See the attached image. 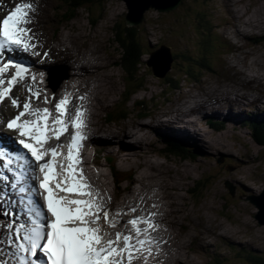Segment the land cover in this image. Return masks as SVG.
<instances>
[{
  "label": "rangeland",
  "instance_id": "374dc122",
  "mask_svg": "<svg viewBox=\"0 0 264 264\" xmlns=\"http://www.w3.org/2000/svg\"><path fill=\"white\" fill-rule=\"evenodd\" d=\"M15 1L17 0H12L11 5ZM32 1L34 3L36 1L38 4L44 0ZM46 2L50 11L54 12L55 15L51 19H48V7L39 5L41 13H38L35 19L38 24L43 25L44 29L48 27V23L51 21L49 23L51 29L47 28L48 34H50L49 44L62 54L61 62L64 59V53L72 49L78 52V59L82 64L87 65L91 63L97 68L95 71L96 76L92 73L94 68L91 67V73L78 78L82 83H86L87 81H91L92 83L88 84L91 89L87 91H91V93L88 94L87 101L91 105V108L93 107L91 109L93 117L85 114L86 127L83 129V132L87 139L83 141L85 145L79 149L80 155L86 160L89 169H93L94 176L91 175L89 181H94L93 178L95 177L97 182L96 185L98 187L94 191V186L90 183L92 185V192L95 194L99 193L101 197L105 194H110V203L115 196L112 192V183L109 181L111 176L107 165L104 164L101 158L103 156L99 155L98 152L96 153L95 150V147H99L104 152H111L113 154L110 156L115 167L118 169L119 165L127 162L132 167L133 177H136V181H134L133 189L127 193H123L124 197H132L133 193H138L140 186L144 188L145 194L147 193L148 196H153L157 192L162 196L167 221H163V223L162 221L158 222L165 230L167 229L172 235L174 234L173 237L169 236L170 245L173 250L180 249V244H183V240L192 237L205 239L207 228L210 229L211 227L216 232H219V240H217V237L208 238L199 243H195L191 239L188 240V249L196 251L192 253L194 256L195 253H199L200 255V258L196 257L197 262L192 256L193 260L190 264H205L209 250L212 253H229L233 251L229 248L228 244H231L232 249H243L250 247L244 241L246 238L251 239L252 241L250 242L254 244L258 243L256 239L257 235H261L264 238V224H260L255 216L257 212L255 205L256 195L258 194L261 201V194L264 189V163L258 166L256 159L250 160L249 169L246 172L247 174H245L250 177L245 182L246 184L244 185V181L234 184L232 181H237L243 178L244 175L233 174L237 173L240 167H233L232 164L234 163L222 153L220 156H215L216 160L214 158H202L205 154H208V151L204 150L205 154L197 158L199 163L193 162L192 157H197L195 155L197 151L192 149V152L188 148L186 150L182 146H174L176 143L174 141H167L169 145H165L163 139L166 136L162 134L163 131L159 130L160 119L168 118L167 115L170 112L175 115L176 125L181 123L185 119L183 110L188 105H194L195 107V103L200 99L198 95H204V98L201 97V102L203 99H207V96L212 103H216L214 98H218L219 100L224 98V105H228L229 107L226 106V109L221 108V112L230 109V122L226 124L228 131L230 129L234 131L230 126L233 121V114H237L234 124L239 125L235 129V132H237L239 127H250L252 125V123L247 122L248 117H252L251 111L256 112L255 115H264V0H183L181 4L182 8H178V6V9L167 13L160 12L149 6L142 10L141 15L139 12L134 14V24L129 21L128 24L124 22L130 10L127 9L126 3L122 0H104L102 4L100 0H91L88 4L96 2L101 4V8L103 7V10L99 14L93 10L94 15L92 16L84 8L66 12L67 4L63 0H46ZM54 4H56L55 8ZM200 13L204 15L199 21L203 23L204 20L209 25L208 19L210 18V25L214 24V28H211V31L216 32L215 41L211 42L215 51L210 54V62L214 71L208 72L203 78H198V82L182 78V83L176 86L172 78H174V75L180 76L184 72L182 70L184 55L181 52L188 53L193 62L194 58L199 56V51L195 50L196 47L193 45L195 34L193 27L190 25V19H197ZM71 15L74 16L71 17ZM203 17L205 18L203 19ZM68 18H70L69 21L66 20ZM142 18L143 21L141 22ZM138 22H141L140 26H137V33H139V39L145 52L142 57L144 61H152V52L163 44L170 47L171 51L175 54L177 53V59L174 66L167 71V75L164 77L160 75L165 70L164 66L153 69L156 72L153 74L145 64H142L138 73H132L133 78L138 77V82L129 83L124 69L119 64L122 52L118 44L120 43V38L127 39L125 35L128 27L130 25H137ZM125 26L127 29H125ZM36 27L31 26V31H36ZM31 35L34 36L33 33ZM52 36L54 39H52ZM205 38L212 39V36L209 35ZM39 40L40 38H37L41 50L44 46L42 45L43 42H39ZM54 41L57 42L56 45L53 44ZM219 41L222 42L221 46ZM202 58L205 59V56ZM64 65L69 68L71 65L70 61L64 60ZM155 65L151 66L154 67ZM99 69L101 71H98ZM35 76L38 77V75ZM206 81L208 85H206ZM249 81L250 83H248ZM35 82L41 84L38 80H35ZM63 87L65 93L72 96L73 93L70 91L68 85L65 84ZM38 90L41 93V100L35 99L38 105H32V107L41 109V106H45L49 108V102L44 103L45 96L50 100L49 93L45 91V88ZM91 95L94 101L90 97ZM229 97L235 98V103H231L232 100H227ZM57 102V100L54 101V106ZM78 106L74 105V108L76 109ZM156 106L160 108H155ZM218 106L221 107V105ZM210 107L214 108L215 106L210 105ZM178 109L180 110L178 111ZM177 112L182 113V115H178ZM16 114L3 115L0 119L6 121L8 117ZM180 117L182 119H179ZM105 118L109 121H106ZM217 119L221 121L219 117ZM90 122L93 126H91ZM148 126L149 130L159 133V137L156 140L152 138L153 135L148 130ZM188 126L195 129L196 125ZM4 127L5 125L2 124L1 129H5ZM196 127L198 128V126ZM123 128L124 131H122ZM118 129L123 132H121L120 136H115L116 138H120V140L113 137ZM136 130L143 131L145 139L141 135H137ZM238 131H241V129H238ZM198 132L202 136L201 140H204L203 133L199 129ZM213 135L212 132L209 134V137ZM50 136L51 139L49 140H57L54 133H50ZM62 136H67V132ZM169 137L171 138L172 136L170 135ZM149 138H152V143L148 146L146 143L143 147H137L147 142ZM230 138L226 137L228 141L231 140ZM157 139L158 141L160 140L161 146H158L156 143ZM246 140L249 143H255L250 137ZM123 142L127 143V145ZM212 143L214 145L219 144L216 141ZM229 143L232 144V142ZM224 144L226 145V143ZM69 145V140H67L58 149L59 155L62 156V160L65 162L62 164L63 167L59 168V172H63L68 166L67 153ZM256 145L259 148V150L257 149V156L263 158L262 154H264V150L260 147V144ZM117 146H121L123 149H117ZM131 150L137 152L138 155H133ZM229 150L232 151L233 148L231 147ZM124 151L125 153H122ZM128 151H131V156H129ZM122 156L124 157L122 158ZM124 158L127 162L120 163ZM251 158L253 156H250L249 159ZM262 160L264 161V159ZM222 161L224 165L220 164ZM129 164L122 165V167L128 168ZM218 164L224 166L225 170ZM181 166H183V169ZM79 167L85 173L82 163ZM201 167L205 173H202ZM178 168L181 169L182 176L177 171ZM245 168H247V163ZM192 172L193 176L187 178L186 174ZM99 175L100 177L97 179L96 177ZM196 176L199 178L195 179ZM183 181L186 184V188H184ZM124 184L125 181H123L122 185ZM231 184L234 189L233 198L236 200H241L242 197L240 196H244L247 192H253L250 194V196L252 195L251 202L249 201L248 204L244 201L239 202L240 210H237L239 208L238 205H233L230 209H225L224 207V193L229 192L227 187ZM242 185L244 191L245 187L249 186L248 190L243 194L240 189ZM184 195L187 196V200L184 199ZM77 197L83 198L82 196ZM116 200L115 203L123 205V201ZM183 202L185 203V207ZM188 202L192 205L194 204L196 207H191ZM104 203L108 208V202L105 200ZM144 212L146 211L142 210L141 213ZM112 213L115 214L116 212L112 211ZM183 220L188 223L185 225L186 231L180 230V223ZM222 225L226 226V228H222ZM223 229H227L226 237H223ZM212 232L211 229L207 232V235H213ZM234 232L236 236H233ZM102 233L107 235L106 229L103 227ZM262 246H264V240ZM221 259L225 260V258ZM208 264H219V262L210 256Z\"/></svg>",
  "mask_w": 264,
  "mask_h": 264
},
{
  "label": "snow or ice",
  "instance_id": "6c2138e0",
  "mask_svg": "<svg viewBox=\"0 0 264 264\" xmlns=\"http://www.w3.org/2000/svg\"><path fill=\"white\" fill-rule=\"evenodd\" d=\"M36 11L37 6L33 3H18L12 11L0 18V56L6 50L29 52L35 49L28 25ZM34 54L40 55L38 52ZM28 73L29 68L22 63L11 59L0 62V102L11 96L12 106L18 109L15 117L7 121V128L15 130L19 139H6L22 146L31 157L29 159L22 152H10L7 146H0L3 167L13 171L14 180L10 186L21 194L22 199H26L27 205L24 213L26 220L21 222L10 218L3 225L7 244L19 243L16 244L17 252L8 253L11 259H0V264H125V261L133 264L134 260L140 258V254L147 252L151 255V245L158 243L152 235L158 228L155 212L134 215L127 221L133 231L126 234L117 232L115 239H104L99 226L101 217L115 227L118 223L116 217H121L123 213L118 212L116 217L111 215V210L105 206L99 193L93 194L92 185L79 167L82 160L79 149L87 139L83 132L86 127V109L82 105L77 107L69 118L72 99L70 95H65L55 104L56 115L53 117L47 107H32V98L39 99L41 93L29 87L31 95L21 110L19 98L11 93ZM31 79L35 81V76ZM48 102L45 96L44 103ZM69 126L75 129L68 146L69 163L63 172H58L55 158L60 154L57 150L60 145L52 148L46 145L51 139L49 133H54L55 139L59 140ZM49 153L51 159H46ZM13 160L22 162V166L30 170L29 179L32 183L25 185V173L10 168ZM37 170L42 174L39 178L35 175ZM0 179L7 182L9 177L2 175ZM37 180L38 187L34 186ZM62 192L87 198L69 199L60 195ZM39 197L46 203V211ZM130 211L135 214L138 209L131 207ZM41 255L45 259H41Z\"/></svg>",
  "mask_w": 264,
  "mask_h": 264
},
{
  "label": "bare ground",
  "instance_id": "6f19581e",
  "mask_svg": "<svg viewBox=\"0 0 264 264\" xmlns=\"http://www.w3.org/2000/svg\"><path fill=\"white\" fill-rule=\"evenodd\" d=\"M18 3H33L34 5H36L37 3H36V1H35V3L32 1V0H17V1H15L14 3H12V5H13V8H14V6L16 5V4H18ZM229 6V5H228ZM37 15V13H33V15H32V19H31V22H30V24L28 25V27H30L31 28V26H33V27H36L37 28V30L35 31L34 29V32L33 31H31V33H33L34 34V36H32V41H31V43H33L34 45H36V47H35V49L34 50H31V51H29V52H23V51H21V50H14V54H15V57H16V59H19V60H23L24 62H26L28 65H29V72L31 73V74H33L34 76L35 75H38V71H39V68H40V66H41V63L43 62V61H47V60H49V59H51L53 56H59V55H62L59 51H57L56 50V48L55 47H53V52H51V53H48L47 55H45L44 53H42L41 52V50H40V44H38V41H37V38H40V40H39V42L40 41H42L43 43H45V40H41L45 35H47V33H46V29H44V27H43V25L42 24H38V22H37V20L35 19V16ZM48 19H49V17H48ZM246 23V22H245ZM259 38V37H258ZM41 42V43H42ZM46 43L47 44H49V37L46 39ZM50 45V44H49ZM51 46V45H50ZM43 47V46H42ZM31 52H38V53H40V55H36L37 57H39L40 58V60L39 61H37V60H35V59H33V58H31ZM4 56V55H3ZM63 58L64 59H67V60H70V64L72 65V76L70 77V81H69V83H72V84H81L82 83V81H80V80H78V78H80V77H82V76H85V75H88V73H91V71H90V69H91V67L92 68H94V71L92 72L95 76H96V73H95V71L97 70V68L94 66V65H92L91 63L90 64H82V62H80L79 61V59H78V52H76V51H73L72 49L71 50H69L67 53H64V55H63ZM159 57L158 56H155V57H153V59L154 60H157ZM60 60H61V58H60ZM102 67V66H101ZM100 68V67H99ZM98 71H101L100 69L98 70ZM39 76V75H38ZM36 77V76H35ZM258 78V77H257ZM85 79V78H84ZM262 79V78H261ZM264 79V78H263ZM262 79V80H263ZM254 80V79H253ZM44 82L46 83L47 82V79H45L44 80ZM248 83H250V81L248 82ZM6 86V85H5ZM29 86L31 87V85H30V79H28V80H25L24 81V83L23 82H20V87H14L13 88V90H12V93H11V95L12 96H15V97H18L19 98V100H20V103H21V110H22V105H23V103L24 102H26V100L28 99V97L31 95V93L28 91V88H29ZM42 88H43V86H42ZM35 89V88H34ZM38 89V88H37ZM41 90V89H40ZM68 91V90H67ZM228 91H230V89H228ZM225 97V96H224ZM215 99V98H214ZM216 99H218V98H216ZM229 100H232V103L236 100L235 98H231V97H229L228 98ZM93 100V99H92ZM94 101V100H93ZM209 99L207 98V99H203V101L201 102L200 101V103H198L197 105H196V107H194V105H188V107L186 108V109H184L183 110V113H184V120L181 122V123H178L177 125H176V121H175V115L174 114H171L170 115V121H169V125H170V127H168V129L169 130H175L176 132H175V134H176V136L178 137V138H180V140H182V142L184 143V145L186 146V147H197L198 149H201V150H204L203 149V147L201 146V144H203V143H205V145H206V142H204V140H201L202 138H201V136L199 135V134H195V129H193L192 127H189L188 125H196V126H198L197 124H205V120H204V116H205V114L206 113H209V111L211 110V113L212 114H215V113H217L218 112V110L217 109H214V108H211L210 107V104H209ZM31 103H32V100H31ZM95 104V103H94ZM219 105H221V102L219 103ZM94 106V105H93ZM79 107V106H78ZM92 109H93V107H92ZM210 109V110H209ZM180 109H178V111H179ZM15 113H18V109H16L14 106H12V104H11V96L9 97V98H6V100L4 101V102H0V118H2V116L3 115H7V114H15ZM177 114L179 115H182V113H180V112H177ZM222 115H223V117L224 118H227L228 117V114H227V112H225V113H222ZM215 116H217L218 117V114H215ZM166 118V117H165ZM164 118V119H165ZM232 118V117H231ZM164 119L162 118V120L160 119V121H164ZM179 119H182V117H180ZM8 121V120H7ZM0 122H5V121H3L2 119H0ZM179 122V121H178ZM160 124V123H159ZM161 125V124H160ZM88 126H89V124H88ZM230 126L235 130L239 125H235V124H233V123H231L230 124ZM5 128V127H4ZM7 128V127H6ZM74 131H75V129H74ZM122 131H124V128H123V130ZM121 130H117L116 131V134L113 136L114 138H116L115 136H120L123 132H122ZM13 132H15V130H10V129H5V130H2V132H1V130H0V140H2V141H6L7 142V144H4L5 146H7L8 148H9V151L10 152H16V147H15V143H10L9 141H7V137H6V135L7 134H12ZM122 132V133H121ZM136 132V134L137 135H141V137L142 138H144L145 139V134L144 133H142L143 131H141V130H136L135 131ZM152 133V132H151ZM152 135H153V137L152 138H155V140H156V137H155V135L152 133ZM135 136V135H134ZM4 137V138H3ZM152 138H149V140H148V142L149 143H152L153 142V140H152ZM117 140H120V139H118V138H116ZM124 143V142H123ZM157 144H158V146H161V143L158 141V139H157V142H156ZM125 145H127V143H124ZM211 144H213V143H211ZM214 145V144H213ZM143 146H145V145H139V147H143ZM114 147V146H113ZM118 148L117 149H119V146H117ZM226 147L229 149V148H233V150L232 151H236L235 150V147L234 146H231V145H229V144H227L226 143ZM184 149H186V150H190V151H192L193 152V150L192 149H190V148H185L184 147ZM112 150H113V148H112ZM114 151H116V150H114ZM119 151V150H118ZM109 152V151H108ZM133 152V151H132ZM254 152H255V150H254ZM110 153V155H113L111 152H109ZM122 153H125V151L124 152H122ZM197 153H198V151H197ZM195 154L197 157H195V158H193L192 156V160H193V162L195 161V162H197V163H199L198 162V156H200L199 154ZM128 154H129V156H131L130 154H131V151H128ZM138 155V153L137 152H133V155ZM262 156H264V154H262ZM124 156H122V158H123ZM201 157V156H200ZM202 158H208L206 155L204 156V157H202ZM197 159V160H196ZM95 160H96V157H95ZM209 161V160H208ZM121 162H127V160H125V158L124 159H122L121 161H120V163ZM210 162V161H209ZM211 164V163H210ZM201 165V164H200ZM185 166V165H184ZM182 167V169H183V166H181ZM185 168V167H184ZM186 168H187V166H186ZM189 168H191V167H189ZM188 168V169H189ZM237 168V167H236ZM219 169V168H218ZM249 168H244V167H242V168H240L238 171H237V173L235 172V173H233V174H236V175H240V174H242V175H244V177L243 178H241V179H239V180H237V181H232L234 184H237V183H242L243 181L244 182H246L247 180H248V177H250L249 175H245V174H247L246 172H247V170H248ZM260 169V168H259ZM185 170V169H184ZM237 170V169H236ZM170 171H171V169H170ZM177 171H179V173L181 174V176L183 175V173H182V171H181V169L180 168H178L177 169ZM190 171V170H189ZM201 171H202V173H205V171H203V169H202V167H201ZM185 172H187V171H185ZM175 174H177L176 172H174ZM186 174V173H185ZM184 174V175H185ZM210 174V173H209ZM178 175V174H177ZM210 175H212V174H210ZM191 176H193V172L192 173H188V174H186V177L188 178H190ZM198 176H196L195 177V179L197 178ZM199 178V177H198ZM183 183H184V181H183ZM185 183H184V188H186L185 187ZM159 186V185H158ZM251 186V185H250ZM239 187V186H238ZM229 188L234 192V189H233V185L231 184V185H229ZM240 189L242 190V192L244 191L243 190V185L240 187ZM249 190H251V189H249ZM158 194H159V192H157ZM187 193H189L188 191H187ZM251 193H253L252 191H250V192H247V193H245L244 194V196H247V195H249V194H251ZM147 194V193H146ZM149 194H151V193H149ZM243 194V193H242ZM160 195V194H159ZM185 196V200H187V196L186 195H184ZM262 196H263V198H264V189H263V193H262ZM66 197H68L69 199H73L72 198V196H71V194H69V193H67L66 194ZM40 199H41V197H39ZM194 198V197H193ZM84 199V198H83ZM204 199H209V198H204ZM200 200V199H199ZM21 201V200H20ZM188 204L189 205H191V207H196L194 204L192 205V204H190L189 202H188ZM23 205H26V204H24V201L22 200V202L20 203V206H23ZM183 205H184V207H185V203L183 202ZM197 209H199V208H197ZM46 210V209H45ZM144 210V209H143ZM190 210V209H189ZM125 211H127V212H130L129 211V209L128 208H126L125 206H122V207H120V209L118 210V212H122L123 213V215L122 216H124L125 214H126V212ZM146 211V210H145ZM197 211V210H196ZM187 212V211H186ZM131 213V212H130ZM131 214H133V213H131ZM206 214H208V213H206ZM133 215H136V214H133ZM121 216V217H122ZM191 216H192V214H191ZM190 216V217H191ZM207 216V215H206ZM121 217H116L117 219H118V221H122V219H121ZM185 217H186V215H185ZM188 217V216H187ZM131 218H129V219H124L126 222L127 221H129ZM190 219V218H189ZM208 219V218H207ZM212 219V218H211ZM184 220H186V218H184ZM182 221V223H180V230H185L186 231V224H188L187 222H185V221ZM188 221V220H187ZM189 222V221H188ZM119 223V222H118ZM117 223V224H118ZM159 223V222H158ZM163 223V222H162ZM192 223H194V222H192ZM191 223V224H192ZM213 223V222H212ZM214 224V223H213ZM206 225V224H205ZM209 225V224H208ZM248 225V224H247ZM253 226V225H252ZM167 227V226H166ZM170 227V226H169ZM213 227H215V226H213ZM222 228H226V226H224V225H222L221 226ZM220 228V227H219ZM222 228H221V230H222ZM170 229H171V227H170ZM201 229V228H200ZM212 229V233H213V235H207V232L208 231H210ZM227 230V229H226ZM226 230L225 229H223V237H226L227 236V233H226ZM166 231H167V229H166ZM184 232V231H183ZM221 232V231H220ZM178 233V232H177ZM219 232H216V230L215 229H213V228H211L210 227V229H208L207 228V230H206V232H205V234H206V238L205 239H203V238H194V237H192V238H190L193 242H197V243H199V242H201V241H205V240H207L208 238H214V237H220L219 236V234H218ZM229 234V233H228ZM152 235H153V237L155 238V240L156 241H158V243H155V245H156V248H154L153 250L155 251V252H157V249H164V244H163V241H162V239L158 236V235H156V234H153L152 233ZM177 235V234H176ZM195 235H197V234H195ZM0 236H4L1 232H0ZM233 236H236L235 235V232L233 233ZM244 236H246L245 234H244ZM242 238H244V237H242ZM190 239H186V240H183V244L181 243L180 244V249H177V250H171V249H167V251H166V253L163 255V257L158 261V262H155V263H153V264H190L191 262H192V260H193V258H192V256L194 257V259H195V261H196V257L197 258H200V255H199V253H195V256L192 254V253H194V252H196L195 250H191V249H188V240H190ZM234 239V238H233ZM165 240H166V243L168 244V246H170L171 247V245H170V239H169V236H166V238H165ZM198 240H200V241H198ZM210 241V240H209ZM214 241V240H213ZM0 243H4V242H0ZM208 245V244H207ZM172 248V247H171ZM184 249H186V250H184ZM1 254H3V253H1L0 252V256H1ZM262 256L264 257V255L262 254ZM41 257H43V256H41ZM10 258V257H9ZM11 259V258H10ZM217 262H219L218 261V259L215 257L214 258ZM197 262V261H196ZM200 263H201V261H199Z\"/></svg>",
  "mask_w": 264,
  "mask_h": 264
},
{
  "label": "trees",
  "instance_id": "16d2710c",
  "mask_svg": "<svg viewBox=\"0 0 264 264\" xmlns=\"http://www.w3.org/2000/svg\"><path fill=\"white\" fill-rule=\"evenodd\" d=\"M91 0H63V2H66L67 4V12H72L73 10H77L78 8H84L86 10H88V12L91 14V16L94 14V11L96 12H100L102 10L101 8V4L98 3H90ZM101 2H104V0H100ZM98 5V7L95 5ZM94 10V11H93ZM204 14L200 13L199 17H202ZM74 15H71V17ZM70 17V18H71ZM68 18V20L70 19ZM205 18V17H204ZM194 18L191 19V21H193ZM196 24V19H195V23ZM125 29H127L125 27ZM128 39H122L121 38V47L123 49V56L125 59V66L128 68V72L131 75L130 69H133L132 65H137L140 60L141 57V50L139 47V43L135 40V36L137 37L139 33H137V29L135 27L132 28H128ZM140 40V39H139ZM199 44V43H198ZM222 45V42L220 43V46ZM213 47V46H211ZM212 48H210V44H206L205 46L203 44H201V46L198 48L199 51V56H196L194 58L195 61V65H196V70L197 73L199 72H203L204 69L209 70L211 69V66L209 65V63L206 61V59L208 58L209 53H211ZM203 56H205V59L202 58ZM180 82V81H178ZM259 127V124L256 123L253 127V130H256V134L259 135L258 137L262 140H264V132L263 129H260L259 131L257 130Z\"/></svg>",
  "mask_w": 264,
  "mask_h": 264
},
{
  "label": "water",
  "instance_id": "95a60500",
  "mask_svg": "<svg viewBox=\"0 0 264 264\" xmlns=\"http://www.w3.org/2000/svg\"><path fill=\"white\" fill-rule=\"evenodd\" d=\"M126 3V6L130 10V12L127 15V21L134 24V14L139 12L140 15L142 13V10L145 8H148L149 6L155 7L159 9L160 11H171L174 8H176L182 0H122ZM141 23V22H140ZM138 22L137 25L140 24ZM168 51V49H166ZM165 66L168 68L171 64V56L168 52V58H165ZM150 65H153L154 63L152 61L149 62ZM155 67V66H154ZM255 204L257 207L261 210L258 214V218L261 223H264V198L261 201L259 199L256 200Z\"/></svg>",
  "mask_w": 264,
  "mask_h": 264
}]
</instances>
